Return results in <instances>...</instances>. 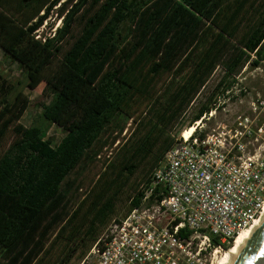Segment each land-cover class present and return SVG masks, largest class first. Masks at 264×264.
I'll return each instance as SVG.
<instances>
[{
  "label": "trees",
  "instance_id": "trees-1",
  "mask_svg": "<svg viewBox=\"0 0 264 264\" xmlns=\"http://www.w3.org/2000/svg\"><path fill=\"white\" fill-rule=\"evenodd\" d=\"M54 8L60 21L54 37L34 40ZM263 47L264 0H0V51L44 83L50 101L42 117L65 132L50 146L42 129L19 123L27 98L17 93L9 102L12 90L0 87V264H29L10 254L32 244L43 216L63 221L58 209L80 189L75 178L103 150L110 153L103 159L108 189L125 187L147 167L126 214L139 207L187 110L189 127L214 109L242 70L264 62ZM161 190L154 187L147 203L160 201ZM103 198L72 231L69 240L77 239L63 246L58 264L95 243L114 218L115 197Z\"/></svg>",
  "mask_w": 264,
  "mask_h": 264
},
{
  "label": "built area",
  "instance_id": "built-area-1",
  "mask_svg": "<svg viewBox=\"0 0 264 264\" xmlns=\"http://www.w3.org/2000/svg\"><path fill=\"white\" fill-rule=\"evenodd\" d=\"M45 27L46 20L34 40L53 38L60 21ZM218 100L191 125L189 137H183L187 125L179 131L140 206L114 217L79 264H215L217 253L261 216L264 153H245L237 131L229 137L202 133L219 109ZM156 186L162 187L161 200L148 204Z\"/></svg>",
  "mask_w": 264,
  "mask_h": 264
},
{
  "label": "rangeland",
  "instance_id": "rangeland-1",
  "mask_svg": "<svg viewBox=\"0 0 264 264\" xmlns=\"http://www.w3.org/2000/svg\"><path fill=\"white\" fill-rule=\"evenodd\" d=\"M230 1L232 3V0ZM251 1L252 0H250V2ZM262 1L263 0H261V2ZM252 19H254L253 13L249 14L243 21V26L239 32L240 35L244 32L246 23ZM58 21L59 17L56 8H54L46 19V27L45 29L43 28L44 31H47L48 28H53ZM76 31L77 30L74 29L73 33L75 34ZM114 65L118 66L117 59L114 61ZM219 71V69L216 71L215 77L208 82L204 91L212 89L214 81L217 80L216 77ZM0 78V87L2 86L4 91L9 89L12 90L8 96L9 102L13 100L17 93H21L28 100L27 108L22 114L19 123L27 128L34 126L42 129L44 134L43 139L50 146H57L65 136V132L57 125L46 122L42 117L41 107L44 104H48L50 101L49 96L43 94L44 83L30 79L19 67L17 62L9 59L1 51ZM164 78L165 75L158 82L159 85ZM2 81H4V84H2ZM218 104L219 109L208 121L204 122L202 133L209 134L219 132L229 137L230 135H235V131H237L236 140L244 144L245 153H264V62L253 70H242L240 75L236 78V83L229 91V94H224L223 97H220ZM194 106L195 104L193 107ZM190 110L191 109H188L181 119L176 130L177 133L186 126ZM239 122L246 125L248 128L247 131H245L243 127L238 126ZM107 151L112 153V149H107ZM105 152L106 151L103 150V154H101L97 162L90 167L87 172L81 175L78 174L75 178L76 182L80 185V189L77 194L64 200L63 206H60L58 209V213H62L61 216L63 215V221L61 222V220H59L53 222L51 216H43L34 235L32 244L24 250H22V247L18 248L13 254H10V258L17 256L18 262H22L24 258L28 257L30 261L29 264H58L59 261L62 260L61 249L63 246L66 245L67 242L69 244L70 241L77 239L75 236L73 239L69 240L72 231L83 221L86 214L91 209L92 204L100 197L101 199L103 197V199L109 198L112 195L115 197L114 207L116 213L113 217L126 214L128 200L132 195L131 189L135 185L139 188L143 187L144 179L147 175V167L139 168L125 187H113L108 189V181L103 173V159L110 153ZM74 177L75 175L72 176V178ZM74 211L78 213V216L71 222L66 223ZM62 227H65L64 230L59 232ZM104 229L105 228L98 232L97 239L101 236ZM50 242L53 244L49 248ZM93 244L90 245V243H88L86 247L79 249L71 258L69 264H79L90 252ZM231 244L232 243L225 246L224 251L219 254L217 253V258L221 253L228 251ZM217 258L214 263L217 262Z\"/></svg>",
  "mask_w": 264,
  "mask_h": 264
},
{
  "label": "water",
  "instance_id": "water-1",
  "mask_svg": "<svg viewBox=\"0 0 264 264\" xmlns=\"http://www.w3.org/2000/svg\"><path fill=\"white\" fill-rule=\"evenodd\" d=\"M231 264H264V221Z\"/></svg>",
  "mask_w": 264,
  "mask_h": 264
},
{
  "label": "bare ground",
  "instance_id": "bare-ground-1",
  "mask_svg": "<svg viewBox=\"0 0 264 264\" xmlns=\"http://www.w3.org/2000/svg\"><path fill=\"white\" fill-rule=\"evenodd\" d=\"M194 131V127L190 126L183 131V137L187 138ZM264 221V208L261 216L249 227L241 231L233 240L231 247L219 255L215 264H231L234 258L239 254L243 247L254 235L255 231Z\"/></svg>",
  "mask_w": 264,
  "mask_h": 264
}]
</instances>
